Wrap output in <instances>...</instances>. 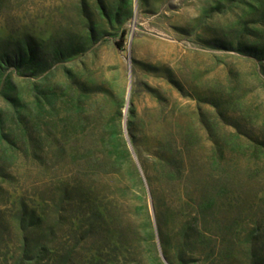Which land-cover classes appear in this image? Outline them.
Segmentation results:
<instances>
[{"label": "rangeland", "instance_id": "374dc122", "mask_svg": "<svg viewBox=\"0 0 264 264\" xmlns=\"http://www.w3.org/2000/svg\"><path fill=\"white\" fill-rule=\"evenodd\" d=\"M0 264H264V0H0Z\"/></svg>", "mask_w": 264, "mask_h": 264}]
</instances>
